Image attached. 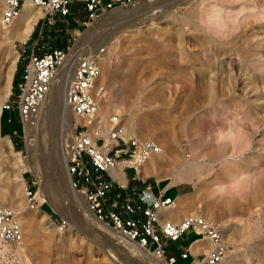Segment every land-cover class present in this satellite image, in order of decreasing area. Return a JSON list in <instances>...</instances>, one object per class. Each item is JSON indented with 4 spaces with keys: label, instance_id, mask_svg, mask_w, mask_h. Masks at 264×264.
<instances>
[{
    "label": "rangeland",
    "instance_id": "374dc122",
    "mask_svg": "<svg viewBox=\"0 0 264 264\" xmlns=\"http://www.w3.org/2000/svg\"><path fill=\"white\" fill-rule=\"evenodd\" d=\"M144 1L105 11L97 19H103L106 26L87 39L96 48L105 45L101 79L108 95L98 114L107 120L112 112H119L130 133L161 144L162 152L142 166L141 175L148 173L145 178L154 174L164 183L191 181L190 192L162 210L182 209L173 219L176 221L189 212L220 220L229 246L225 259L216 264H264V0L244 5L252 9L245 13L247 22L222 44L199 23L200 0H181L185 2L180 4V0H160L154 6ZM30 7L43 13L40 7ZM240 7L234 5L231 10ZM56 17L61 19L58 13ZM15 22L9 28L0 26V104L9 90L13 96V75L21 60L17 50L22 43L8 38ZM40 22L34 24L35 32L26 44L36 38ZM89 25H81L80 33H66L57 21L50 29L44 25L41 38L52 46L71 45L74 39L66 42V37L75 36L76 42ZM3 111L0 109V205L16 211L23 230L22 240L10 253L12 264H147L123 242L114 244L89 227L74 209L72 213L58 211L46 200L40 209L27 207L24 188L32 180L38 181L37 176L48 174L52 188L57 187L68 133L61 132L57 111L51 121L33 118L35 142L27 150L21 121L17 119L15 137L2 130ZM237 115L247 122L248 147L238 159H225L244 147L240 141L223 150L216 144L227 131L228 121ZM70 117L76 123L81 121L73 114ZM17 142L21 144L17 146ZM182 161L189 165H180ZM191 168L194 176L188 178ZM126 172L131 175L132 170ZM242 176L260 179L237 183ZM220 188L223 193L218 192ZM36 197L43 200L39 186ZM62 219L67 225L59 229ZM191 231L189 228L180 241L167 248V254L177 257L173 264H188L189 260L179 257L177 247L188 243ZM201 243L209 245L207 238L197 242Z\"/></svg>",
    "mask_w": 264,
    "mask_h": 264
},
{
    "label": "built area",
    "instance_id": "2783aa9c",
    "mask_svg": "<svg viewBox=\"0 0 264 264\" xmlns=\"http://www.w3.org/2000/svg\"><path fill=\"white\" fill-rule=\"evenodd\" d=\"M135 1L1 0L0 26L3 28L10 26L25 2L40 7L43 13L35 21H41L37 37L26 44L30 39L29 33L20 41L22 46L17 51L18 58L23 60L21 74L14 95L10 97L12 91L9 90L0 109L15 110L16 118L24 124L38 112L58 69L73 66L64 100L72 113L82 120L75 124L72 139L66 146V168L72 187L85 196L94 215L128 234L135 242L162 257L167 264H173L176 257L167 256L166 248L189 228L199 238H207L209 243L207 247L198 246L200 253H196L189 264H216L225 256L229 246L223 237L222 222L205 214L190 212L177 221L161 218L160 210L172 205L175 198L162 190L154 193L151 184L140 175L141 166L154 154L162 152L161 144L155 139L130 133L119 112H112L107 120L99 116L98 112L108 95L106 83L101 79L105 45L92 48L86 43L71 55L70 47L76 40L75 36L66 37V42L74 39L71 45L65 43L60 46L47 44L41 38L44 27L49 26L50 29L57 21L62 23L60 30L79 33L81 25H89L105 11ZM56 13L61 19L56 17ZM118 164H121L126 177L124 183L110 172ZM127 169L132 170L129 177ZM129 180H141L144 185L139 186ZM38 185L37 180H32V184L24 188L26 204L31 209H40L44 201L36 197ZM66 225L67 221L62 219L57 226L63 229ZM22 238V225L16 211L10 206L0 205V244H15ZM189 252V248L182 249L179 256L186 258ZM3 262L0 250V264Z\"/></svg>",
    "mask_w": 264,
    "mask_h": 264
},
{
    "label": "bare ground",
    "instance_id": "6f19581e",
    "mask_svg": "<svg viewBox=\"0 0 264 264\" xmlns=\"http://www.w3.org/2000/svg\"><path fill=\"white\" fill-rule=\"evenodd\" d=\"M159 2H160V0H146V1H144V3L147 6H154V5H157ZM29 5L34 6V7H38V6H35V5L28 3V2L24 3L20 13L12 20L10 26L6 27V28L11 27L12 24L14 23V21L16 20L15 24L13 25L12 31H10L8 33L9 39H11V40L18 39V40L22 41L25 38H27L30 31L34 27V23H35L36 19L38 18V16H40L42 14L41 10H34ZM98 19H96V20H98ZM92 23L89 25V28L83 34H81L78 37V40L70 47V54L71 55H73V53L76 50H78V48L81 45L86 44L87 39L91 35H93L98 29H100V28H101L100 30L104 29L105 24L103 25V19L96 21L95 24H92ZM90 46L92 48H96L93 45H90ZM11 63L13 64V61ZM11 68H12V70H14V65H11ZM72 69H73V66L70 69H67V68H59L58 69L57 74H56V78L52 81L49 90L47 91L45 97L43 98V101L41 102V105H40L38 112L32 114L31 117L29 118V120L24 121L23 128H24V132H25V140H26L27 150H31L33 148V145L35 142V140H34L35 135L33 134L35 131V128H34L35 125L33 124V118H37V119L43 118V119H48L51 121V120H54V118L56 117V111L58 112V115H59L61 132L67 131L68 138H69V139L67 138V141H69V142L71 141L73 129H74V126L76 124V120H72L70 117V114H73L75 117L82 120L80 117H78L74 113H72L71 109L69 108V106L67 105V103L64 100L65 87H66V84H67V82L70 78V75L72 73ZM8 81H9V79H8ZM26 158H27V156H25V161H26ZM150 162L152 163V165H155L153 160H151ZM188 162L189 161H187V162L182 161L179 164L180 165H182L183 163L188 164ZM66 163H67V153H64L63 157H62V161H61L63 173L59 178L60 179L59 183L56 184L57 187H55V188L53 187L52 190H50V191H47L48 190L47 185H46V176L47 175L46 176H37L38 182H39V185H38L39 186V194H41L42 199L46 200V201H50V202L52 201L54 204V208L56 210L58 209V211L69 210L71 212V210H73V209L76 210L80 216L84 217L86 224L89 227H91L92 229H94L97 232L103 233L104 236L108 240L113 242L114 244H115V242L119 243V244H120V242H123L126 246H128L129 248L134 250L136 252L137 256H140L142 259L145 258L147 264H167V262L162 257L157 256L152 252H149L150 251L149 249L144 248L140 244L139 245L135 244L134 240L128 234L127 235H125L123 233L119 234L118 231H115L116 229L112 230L111 228L107 227L105 225V223L103 222V220H101L100 218L95 216L93 214L92 210H90L89 206L86 205V200H85L84 195L72 187L71 181H70L71 176L67 172ZM142 166L140 168V175L142 173ZM49 167H51V165H49ZM27 168H29V166ZM110 172L120 182H122V183L125 182L124 173L121 170V164H118L117 166L112 167L110 169ZM187 173H188V178L189 177L191 178V176H194L192 168L190 170H188ZM146 174H148V173H146V172L143 173V176H145ZM17 217L19 220L18 214H17ZM71 218H72V216H71ZM48 227H49V229L53 228V226L50 223H49ZM17 243H15V244H0V250L4 256L3 264L5 262H6V264H12L13 263L11 258H10L11 257L10 253L12 252L13 249H15L13 247V245H16ZM223 258L220 261H223Z\"/></svg>",
    "mask_w": 264,
    "mask_h": 264
},
{
    "label": "clouds",
    "instance_id": "9594fccd",
    "mask_svg": "<svg viewBox=\"0 0 264 264\" xmlns=\"http://www.w3.org/2000/svg\"><path fill=\"white\" fill-rule=\"evenodd\" d=\"M252 0H200V8L202 16L199 23L202 25L205 33L209 35L217 43H226L233 35L240 31L243 24L247 22L248 17L245 16L246 11L251 12L252 9H246L245 4L251 3ZM240 5L239 11H232V6ZM246 121L237 115L234 120L228 121L229 127L227 131L219 135L216 144L218 149L223 150L233 141L243 142L244 147L240 152L235 153L231 157L225 159H238L248 147L245 125ZM264 175V173H262ZM251 179L253 182L260 179L259 176L248 177L242 176L239 183L243 180ZM218 192L223 193L224 189H218Z\"/></svg>",
    "mask_w": 264,
    "mask_h": 264
},
{
    "label": "crops",
    "instance_id": "0c3cea01",
    "mask_svg": "<svg viewBox=\"0 0 264 264\" xmlns=\"http://www.w3.org/2000/svg\"><path fill=\"white\" fill-rule=\"evenodd\" d=\"M35 31L32 32V30L30 31V35L29 37H32L31 35L34 33ZM37 34H38V30L37 32L35 33L36 37H37ZM6 111L8 110H4L3 111V114L1 116V125H2V130L8 134L9 136L11 137H15L17 134V132H14L16 131V128H17V119H12L11 121L8 120V118L12 117L13 113L12 112H8V113H5ZM10 111V110H9ZM16 116V115H15ZM5 137H8L7 135H5ZM129 177V175H128ZM124 178H125V181H126V177L124 175ZM133 183H137L139 186H143L144 183L141 181V180H131ZM146 181L149 182L152 186V191L154 193H158L160 190L162 191H165V194L167 195H171V196H174L175 200L180 198V197H183L185 195L188 194V192H190V183L189 181H181V182H175V183H164V179L163 178H157L154 174H149L148 175V178H146ZM186 187L184 189H181L180 187ZM180 188V189H179ZM175 202V201H174ZM175 203H173L172 205H174ZM171 206V205H170ZM169 206V207H170ZM173 212H168V211H165V210H160L159 214H160V217L161 218H169V215H171V213H174V215H172V217H170V219H174L176 217H178L182 211V209L179 210H172ZM188 231V229H186L180 236L177 240L175 241H180L181 237L183 236V234ZM204 238H199V235L194 232L193 230L191 231V239L188 241V243L186 244H180L177 248H178V254L179 252L182 250V249H185V248H189L190 249V252H189V255L188 257L186 258H180L185 260H189L188 261V264L190 263V260L192 259V257L196 254V253H200L199 249H198V246L202 244L203 247H205L204 243H201V244H197V242L199 240H202ZM173 241V242H175ZM172 242V243H173ZM207 243V242H206ZM197 244V245H196ZM172 244H170L169 247H171ZM168 247V248H169ZM167 250V248H166ZM165 250V254L167 256L169 255H173L175 256L174 254H167ZM176 257V256H175ZM177 259V257H176ZM176 262V260H175Z\"/></svg>",
    "mask_w": 264,
    "mask_h": 264
},
{
    "label": "trees",
    "instance_id": "16d2710c",
    "mask_svg": "<svg viewBox=\"0 0 264 264\" xmlns=\"http://www.w3.org/2000/svg\"><path fill=\"white\" fill-rule=\"evenodd\" d=\"M33 31H34V30H33ZM33 31H32V32H33ZM21 70H22V61H20V63L17 64V67L15 68V71H14V75H13V83H14V85H15V89H14L13 95H14L15 90H16V82H17V80L19 79V76H20V74H21ZM15 115H16V112H13V115H12L10 121H11L12 119H17ZM19 144H21V143H20V142H17V146H18Z\"/></svg>",
    "mask_w": 264,
    "mask_h": 264
},
{
    "label": "water",
    "instance_id": "95a60500",
    "mask_svg": "<svg viewBox=\"0 0 264 264\" xmlns=\"http://www.w3.org/2000/svg\"><path fill=\"white\" fill-rule=\"evenodd\" d=\"M185 1H177V3H184ZM47 176H46V185H47V191H50V190H52V184H53V180H52V178H51V176H49L48 174H46ZM50 193V192H49ZM94 214V213H93ZM96 216V215H95Z\"/></svg>",
    "mask_w": 264,
    "mask_h": 264
}]
</instances>
